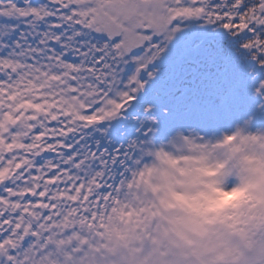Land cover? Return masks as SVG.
<instances>
[{
	"label": "snow or ice",
	"instance_id": "snow-or-ice-1",
	"mask_svg": "<svg viewBox=\"0 0 264 264\" xmlns=\"http://www.w3.org/2000/svg\"><path fill=\"white\" fill-rule=\"evenodd\" d=\"M190 30L231 37L264 98V0H0V264H67L104 235Z\"/></svg>",
	"mask_w": 264,
	"mask_h": 264
},
{
	"label": "clouds",
	"instance_id": "clouds-1",
	"mask_svg": "<svg viewBox=\"0 0 264 264\" xmlns=\"http://www.w3.org/2000/svg\"><path fill=\"white\" fill-rule=\"evenodd\" d=\"M136 153L104 235L67 264H264V121L156 129Z\"/></svg>",
	"mask_w": 264,
	"mask_h": 264
},
{
	"label": "rangeland",
	"instance_id": "rangeland-1",
	"mask_svg": "<svg viewBox=\"0 0 264 264\" xmlns=\"http://www.w3.org/2000/svg\"><path fill=\"white\" fill-rule=\"evenodd\" d=\"M223 37L230 38L226 33L211 30L185 31L162 58V63L168 65L158 63L157 75L149 85V92L157 96L156 104L162 121L159 129L161 134L183 125L201 127L205 122L215 127L224 126L257 112L258 106L264 104V98L254 94V81L260 74L252 68L248 70V82L239 86L238 79L228 82V69L224 66L219 68V64H206V61L198 66L190 62L195 54L201 53L207 57L211 53L208 52L209 44L216 49L219 44L217 41L221 42ZM209 39L212 40L206 42ZM204 107L207 110L204 111ZM165 111L168 116L162 115Z\"/></svg>",
	"mask_w": 264,
	"mask_h": 264
},
{
	"label": "trees",
	"instance_id": "trees-1",
	"mask_svg": "<svg viewBox=\"0 0 264 264\" xmlns=\"http://www.w3.org/2000/svg\"><path fill=\"white\" fill-rule=\"evenodd\" d=\"M209 49L210 50L208 52L211 51L214 53L212 60H216L215 63L218 62V64H222L221 66H224L228 69V82H230V79H238L237 81L239 86L248 82H246V78L248 77V70H250L252 67L238 52L237 46L232 41L231 37L228 39L226 38L223 43L218 44V47L216 49L214 47H211V45L209 44ZM225 59L227 60L225 61ZM203 110L205 111L207 110V108L204 107Z\"/></svg>",
	"mask_w": 264,
	"mask_h": 264
}]
</instances>
